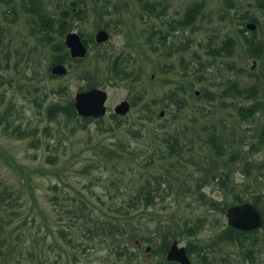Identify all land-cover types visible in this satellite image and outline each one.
<instances>
[{"label":"rangeland","instance_id":"rangeland-1","mask_svg":"<svg viewBox=\"0 0 264 264\" xmlns=\"http://www.w3.org/2000/svg\"><path fill=\"white\" fill-rule=\"evenodd\" d=\"M70 1L0 0V189L12 192L6 201L9 204L2 205L6 211L1 213L7 222L3 235L10 233L9 239L14 241L10 255L5 256L6 262L38 264V252L43 249L48 254L44 264H123L125 259L119 260L120 255L115 249L110 250L109 243L94 240V248L87 245L90 241L82 226L76 223L70 229L73 222L70 224L69 218L74 204L81 208L85 204V212L94 210L98 217L121 219L122 215L113 206L132 195L135 185L142 180L138 174L116 171L115 163L134 167L139 162L152 183L154 179L159 182L164 178L167 169L158 149V145L164 144L150 136L144 139V144H138L135 131L141 124L149 128L165 125L164 129L186 141L187 146L183 147L186 163L177 164L182 165V171L178 167L170 169V195L161 191L153 206L131 210L133 217L125 224L128 232L154 240L160 227L194 219L210 207V199L222 202L221 184L208 183L209 179L205 178V184L196 186L197 181L202 183L203 177L215 173L219 166L225 169L227 165L230 169V179L225 183L234 185L244 198L263 194L264 202V112L257 111L252 116L241 114L239 107L248 106L251 99L238 95L232 85L245 88L259 83L258 96L264 100V77L256 78L258 62L244 51L239 31L244 20L241 15L255 16L259 25L245 33L250 35L255 30L264 40V0H151V10L141 9L137 0H110L109 11L101 20L92 1L84 0V17L68 18L71 30L84 35L104 30L109 33L108 38L98 45L94 41L88 44L87 62L69 61L71 66L65 63L66 74L51 77L48 65L52 53L41 40V24L34 7L40 6L48 18L61 19L60 9ZM195 4L201 6L196 19L165 32L161 43L159 30H167V21L182 22L187 8ZM109 18L107 28L97 27ZM52 35L59 38L57 33ZM228 37L234 41L232 54L210 53L211 47L221 46ZM114 59L130 73L128 80L118 79L120 76L112 78ZM94 71H98L97 86L108 93L103 122L91 121L78 128L63 114L49 120L47 105L73 98L80 87H86V76ZM62 85L64 91L57 92ZM173 92L175 95L170 100L167 95ZM202 92H215L216 97L211 99ZM122 99L131 104L129 112L121 118L123 127L106 129L114 121L110 116L114 106ZM144 102L152 105L155 114L163 111L160 119L157 116L150 121V117H145ZM7 122L28 134L24 138L6 134L1 126ZM212 131L220 137L221 150L207 140ZM162 132L159 130V134ZM98 142L95 151L93 146ZM120 143L122 146L117 145ZM107 144L116 145V149L125 148L131 151L130 155L127 159L110 155L105 165L101 161L104 156L101 147ZM147 149L158 153L147 158ZM246 159L253 164L248 168L249 177L242 170ZM254 165H260V170ZM184 185L191 189L189 193L183 192ZM232 200V195L225 199ZM207 212L212 214V219L219 220V226L227 224L221 211L208 209ZM217 230L201 231L200 242L210 243ZM72 233V239L75 236L78 239L68 248L65 236ZM256 237V242L248 240L243 248L238 244L217 246L215 243L209 260L212 264H264V230ZM136 238L139 263L156 264L158 257L150 253L151 244ZM176 240L184 245L187 237L177 235ZM253 244L257 248H251ZM5 257H0V264H5ZM198 262L204 264L199 257L191 264Z\"/></svg>","mask_w":264,"mask_h":264},{"label":"trees","instance_id":"trees-1","mask_svg":"<svg viewBox=\"0 0 264 264\" xmlns=\"http://www.w3.org/2000/svg\"><path fill=\"white\" fill-rule=\"evenodd\" d=\"M93 3V9L97 13V17L99 20L103 18V14L107 13L109 9H107V4L110 3V0H91ZM101 1V2H100ZM103 1V3H102ZM139 4L141 5V9L143 10H151L153 9V2L151 0H137ZM84 0H71L69 3L65 5V7L60 9V15L61 19L56 17L48 18L46 17V14L41 10V7L36 5L34 7L36 11V15L40 20L41 24V40L45 42L50 49V52L52 53V59L48 65V70L50 67L58 62H68L69 66L70 60H69V53L68 49L66 48L64 41L59 39L60 37L64 35V33L71 29V23L67 20V18H77L78 20H81L83 15V4ZM201 6L200 5H193L187 8L183 21L178 22L175 20V23H169L167 21V30H159L158 38L161 39V43L164 42V36L166 35L165 32H169L168 30L171 29H177L179 26H182L183 24H189L192 23L196 18V14L200 11ZM33 9V7H32ZM113 9H116V7H113ZM241 17L244 19L242 22V27L240 28V33H242V46L244 51L249 54L252 58L257 60L258 62V69H259V75H255L256 78L259 79L260 76L264 77V40L260 37H258L255 33V30L252 31V34L248 35L245 32L247 31L245 24L248 21H253L256 23V25H259V20L255 16L249 15V14H243ZM97 18V19H98ZM110 18L105 22H100L97 27L107 28L110 24ZM58 23V24H57ZM163 31V32H162ZM154 32V31H153ZM52 33H57L59 38H54ZM83 34V33H82ZM85 37V36H84ZM91 36H88L90 38ZM90 40L86 39L85 44L88 45ZM156 48V46L154 45ZM153 47V48H154ZM234 50V41L231 37H228L224 42L221 44V46L211 47L210 53L213 54H221L223 52L227 54H232ZM89 55H87L83 59H78L76 64H83L88 61ZM119 61V58H116ZM114 59L113 61H115ZM120 63L114 62L112 65V69H114V73L112 74V78L115 79L114 76L120 78L118 79H124L128 80L130 77V73L125 69L123 65H119ZM116 67H118L116 69ZM98 71H94L91 74L89 73L87 78V85L85 88L99 85V83L96 82ZM51 77H57L54 75H51ZM259 83H253L245 88H239L236 84H232L234 91L238 95L246 96L247 98L251 99V104L248 106H241L239 107V111L244 116H252L257 111L264 112V100L260 99L258 96V91L260 86H258ZM100 85L105 86L103 83H100ZM64 85L60 86L56 91L59 93H62L64 91ZM84 87H80L79 89H85ZM262 93L264 94V86H262ZM201 94L207 95V97L211 99H215L216 94L210 93V92H202ZM173 95L175 93L167 97L171 100L173 98ZM196 96V95H195ZM199 98L200 96H196ZM133 104V103H132ZM143 107L142 110L146 113L145 117H150V121L155 120L158 116V119H160L159 114H155V111L150 103H142ZM164 106L170 107V105L165 104ZM63 114L67 119L74 121V127L76 125L84 128L85 124L91 121L97 122L98 124H101L103 122V117L94 119L90 117H80L77 115L74 106H73V98L69 97L61 101H53L50 102L46 107V115L49 120H53L56 118V116ZM114 121L113 123H110L107 125L106 129L109 130H116L123 127V120H121V116L116 115L112 113L110 115ZM165 125L157 124L154 127H145L144 124H141V127H138L136 129V133L138 135L137 140L138 144H144V139L148 136L153 138H158L161 141L162 145L161 147L158 145V149L160 152V159L163 160V166L167 169L166 173L162 175L161 180L159 182L154 179V183L150 180V175L146 171H144V168L142 166H139L138 162V169L136 166L132 167V164H119L115 163L113 166H115L116 171H120L121 173H134L138 174L139 178L142 180V183H138L135 185L134 193L130 195L127 199L122 200L118 204L114 205L116 211L119 212L121 216V219H113L107 218V217H98L94 210H88L85 212L86 205L83 204V207H77V205H73L71 207V217L69 218V222H73V225L70 226V229L75 226L76 223H80L82 226V232H85L84 235L88 236V239L90 242H87V245H90L91 248H94L96 246V243L94 240H98L99 242H105L109 243L110 250L115 249V253L119 254V260L122 259V257L125 259L123 261V264H140L138 258L136 257L135 247L136 245V237H138L140 240H144L151 244V252L154 253L158 260L156 264H178L175 261H168L165 258V252L168 249V246L172 239H175L177 235H185L187 237L185 247L186 251L192 260H196L197 257H199L204 264H212V262L209 260V255L212 250L213 244L217 243V246L220 245H231V244H238L240 248H243L245 245L244 243L248 240H251V242H256L257 237L256 234L260 232V230H252L248 232H241L238 230H235L234 228L223 225L222 227L219 226L220 222L216 218H211V213H208V209H213L215 211L219 210L222 213L225 212V209L228 205L233 203H239L244 201H251L255 205L258 206L260 209L262 216L264 218V206H263V200L262 196L263 194L255 193L256 195L252 196V198H244L242 194L236 190L234 185L225 183L226 179H230V173L228 172L229 167L226 165L225 169H220L219 167L216 168V172L212 173L209 176H204L201 182H196V186L199 188L202 184H205L206 181L208 183L216 182L217 185L221 184L219 187L221 188V193L223 195V201L219 202L215 198L210 199V207L207 206V208H204L201 213L196 214V217L194 219H186L182 221V224H174L169 227H160V230L157 231L158 233V242H154L156 239H152V237H142L138 233H132L128 232L127 229H125V224L127 225L129 218L133 217V214L131 210H136L141 208L142 210H145L149 208V206H153L156 201L157 197L161 194V191L166 192V195H170L172 193V185L170 184V178L169 174H171L170 169L172 167H178L181 170L182 165L177 164H183L185 162L183 159L186 157L183 153V147L187 146V142L184 140H181L180 137L173 132H170L167 129H164ZM3 132L9 135L16 136L18 138H24L28 131L19 129V126L11 127L10 123L7 122L3 126H1ZM9 129L11 131L9 132ZM159 130H162L163 132L159 134ZM264 131V127H263ZM208 142H211L213 147L217 150L222 149V143L220 142L219 135L216 134V131H212L210 136H208ZM186 142V143H185ZM158 144V143H157ZM99 145V142L96 143L93 146V149L95 151L97 150V147ZM118 146H122L121 143L117 144ZM117 146V147H118ZM151 148V147H149ZM155 148V147H153ZM131 151H128L125 148H118L116 149V145L114 147L107 144V146L101 147V153L104 155L101 158V161L104 162L106 165L110 160V155L115 157H124L127 159V155H130ZM147 158H153L155 153H158L155 149H147ZM165 154V155H164ZM108 155V156H106ZM235 155V154H234ZM97 156V153L95 154ZM94 156V157H95ZM175 159V161H173ZM186 163V162H185ZM264 163V161H263ZM244 165L246 166L244 169V174L249 177L251 171L248 169L249 166H252L253 164L250 163L247 159L244 162ZM248 165V167H247ZM185 166V164H184ZM264 164H262V167ZM186 167V166H185ZM254 168L257 170H260V165H254ZM182 171V170H181ZM209 179V180H206ZM163 185V187H161ZM183 192H190L191 189L186 188V186H183ZM178 193V191L175 192V194ZM204 193H201L203 196ZM232 195L233 200L230 202H226L225 199ZM12 197V192H8L7 189L3 188L0 189V257L4 258L6 255H10L11 250L10 247L14 244L13 239L10 238V233L5 234L4 233V225L7 223L3 216L2 211H6L2 207L3 204L8 205L9 203H6V201H9V198ZM8 198V200H6ZM45 218V217H44ZM26 220V219H24ZM25 223V222H23ZM217 229L216 232L211 236L210 243H201L200 240H203L200 238L201 231L205 229ZM262 230H264V225L262 227ZM83 235V234H82ZM74 236V233H72L69 236H65L66 245L68 248H71V245H75L78 238L72 239ZM251 248H257L255 244ZM149 253V254H150ZM38 264H44L48 260V254L45 252V250L40 249L38 252ZM132 255V256H131ZM13 257H15L13 255ZM77 255H74V258H77ZM8 260L7 257H5V264H9L6 262ZM19 261V260H18ZM15 262V264H19V262ZM145 264V263H144ZM200 264V262L196 263Z\"/></svg>","mask_w":264,"mask_h":264},{"label":"water","instance_id":"water-1","mask_svg":"<svg viewBox=\"0 0 264 264\" xmlns=\"http://www.w3.org/2000/svg\"><path fill=\"white\" fill-rule=\"evenodd\" d=\"M247 27L253 29L254 23H248ZM108 38V33L99 30L96 34L97 41H104ZM72 57H83L86 53V47L81 41L79 35L75 32H69L65 38ZM52 72L56 74H65L66 68L62 64L52 67ZM107 100V91L99 87H91L86 90L76 91L74 95V107L77 113L83 117H100L106 112L105 102ZM130 109L128 101L123 100L114 107L117 114H126ZM162 114V112H161ZM227 223L237 230L249 231L258 229L263 225L261 213L256 205L251 202H244L230 205L226 209ZM167 258L175 260L179 264H190L184 245H179L177 240H173L168 252Z\"/></svg>","mask_w":264,"mask_h":264}]
</instances>
